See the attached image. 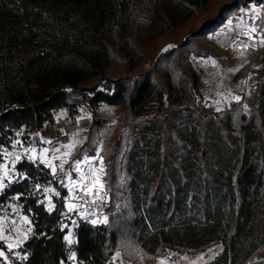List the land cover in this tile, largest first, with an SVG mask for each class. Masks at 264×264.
<instances>
[{
  "label": "trees",
  "instance_id": "trees-1",
  "mask_svg": "<svg viewBox=\"0 0 264 264\" xmlns=\"http://www.w3.org/2000/svg\"><path fill=\"white\" fill-rule=\"evenodd\" d=\"M145 1L0 0V162L21 127L38 132L60 111L74 118L80 109L92 116L75 156H94L95 135L106 125L94 108L121 110L119 131L102 150L106 222L79 221L69 248L62 195L51 212L41 202L55 179L45 165L22 159L15 170L28 179L12 182L0 200L16 196L31 232L20 257H0V264H66L70 249L77 264H105L125 241L148 254L218 244L206 264H264V258L252 261L264 247V65L251 108L233 114L234 105L202 114L197 78L178 59L161 78L152 70L102 78L111 45H127ZM208 2L164 0L162 6L179 26ZM221 14L197 33L216 29ZM147 104L155 105L154 116L132 127ZM0 251L9 254L3 243Z\"/></svg>",
  "mask_w": 264,
  "mask_h": 264
},
{
  "label": "rangeland",
  "instance_id": "rangeland-1",
  "mask_svg": "<svg viewBox=\"0 0 264 264\" xmlns=\"http://www.w3.org/2000/svg\"><path fill=\"white\" fill-rule=\"evenodd\" d=\"M163 3L164 0L145 1L137 18L138 25L136 27L130 25L128 28L127 45L122 48L118 40L111 45V60L102 78L117 79L149 70L161 78L167 65L170 62L176 63L178 59L182 70L193 73L197 78L202 114H219L232 105L235 108L230 111L231 114L237 108L249 110L253 97L258 91L261 69L264 65V30H257L249 23V18L256 10L257 1L239 5L240 0H209L204 7H197L195 14L179 26H173L174 24L169 21ZM220 11H222L220 17L222 23L216 29L205 32L204 35L198 34L203 22L217 17ZM184 41L187 44L181 48L180 53L177 52L178 56L174 55L170 60L163 59V55H168ZM154 113V104L145 105L143 112L130 122L132 127L139 128L150 121ZM94 115L95 118L104 120L106 124L95 135L97 138L93 142L94 156L85 153L80 158L75 156L86 140L92 116L90 111L80 109L79 114L74 118H68L64 111H60L54 123L44 124L38 132L21 127L12 141L11 148L3 151L0 162V176L3 175L6 167L13 177L11 181L4 180L5 187L0 189L1 196L12 182L21 179V175L15 170V164L22 159H28L31 149L36 150L38 157L44 149H47L48 158L52 159L69 151L65 145H74L66 158L63 171L57 167L55 176L46 163L39 159L35 161L49 169L55 183L48 187L54 188L59 193L57 196L43 192L41 202L48 209L47 196L52 197L53 206L57 197L62 195L64 200L66 222L63 227L67 229L65 240L69 248L74 244L73 232L79 221L86 220L92 223L95 220V224H101L106 222L108 216L103 209L107 195L103 183L105 164L102 150L119 131L121 110L116 106L100 105L94 108ZM46 141L51 142L46 143ZM57 148L60 152L55 151ZM25 149L29 152L26 153ZM17 155L21 157L19 161L15 160ZM77 160L81 161L83 183H81V172L74 169ZM52 163L59 165L61 161L52 159ZM120 164L121 162L119 168ZM61 180L63 183H60ZM84 191L92 192L98 201H101V212L98 215L94 216V208L81 201L80 194ZM70 204L74 205L71 211ZM30 232V219L22 212L16 196H8L0 200V243H3L9 251V254L3 252L6 261L10 262V257H20L18 249ZM66 237H70L72 243H69ZM9 245L13 247L9 248ZM218 250V244H211L199 251L169 247L166 248V253L148 254L139 250L132 242L125 241L117 246L113 256L105 264H206ZM262 255H264V247L252 258V261L261 259ZM66 264H77L72 249L69 251Z\"/></svg>",
  "mask_w": 264,
  "mask_h": 264
},
{
  "label": "snow or ice",
  "instance_id": "snow-or-ice-1",
  "mask_svg": "<svg viewBox=\"0 0 264 264\" xmlns=\"http://www.w3.org/2000/svg\"><path fill=\"white\" fill-rule=\"evenodd\" d=\"M236 99L238 100L239 97H237ZM50 142H51V141H46V143H50ZM73 146H74V145H72V144L65 145V147L68 148L69 151H66V152L62 153V156H55V157L52 158V159H55V160H60L61 163H60L59 165H55V164H53V163H52V159H49V158H48V155H47L48 150H47V149H44L43 152L40 153L39 157H38L37 154H36V150H35L34 148L31 149V150H30L31 154L28 155V159H29V160H32L33 162H35L37 159H39L41 162L46 163L47 166L51 169V173H52V175L55 176L56 171H57V167H59L60 171H63L64 163L67 162L66 158L70 155V150H71V148H72ZM55 151H56V152H60V149L57 148V149H55ZM25 152L27 153V152H29V150H28V149H25ZM20 159H21V157H20L19 155L15 156V160H16V161H19ZM101 162H102V161H101ZM80 165H81V161L77 160V161L75 162V164H74V169H75V171H77V172H81V167H80ZM101 171H103V169H101ZM12 178H13V177L10 176L8 169L5 167V170H4V172H3V175L0 176V189H3V188L5 187V184H4V180H5V179L11 181ZM20 178H21V179H28V177H25V176H21ZM68 178H69V180L71 181V177H70V175H69ZM83 180H84V176H83V173L81 172V183H83ZM97 182H98V180H97ZM60 183H63V181L61 180ZM73 184H75V182H73ZM39 188H40V186L37 185V189H38V190H39ZM89 191H91V189H89ZM43 192H44V193H53V194H55V195H57V196L59 195V193L56 192V190H55L54 188H49V187H45V188H43ZM46 199L48 200V211L51 212L52 209H53V207H54L53 204H52V197H51V196H47ZM73 207H74V205H71V204H70V205H69V210L71 211ZM92 223L95 224L96 221L93 220ZM66 239H68V242H69V243H72L70 237H66ZM8 247H9V248H12L13 245H9ZM3 256H4V253H3V252H0V257H3Z\"/></svg>",
  "mask_w": 264,
  "mask_h": 264
},
{
  "label": "built area",
  "instance_id": "built-area-1",
  "mask_svg": "<svg viewBox=\"0 0 264 264\" xmlns=\"http://www.w3.org/2000/svg\"><path fill=\"white\" fill-rule=\"evenodd\" d=\"M256 10L249 18L250 26L257 30H264V0H256ZM82 202L94 208V216L101 212V201H98L96 196L89 191H84L80 194Z\"/></svg>",
  "mask_w": 264,
  "mask_h": 264
},
{
  "label": "crops",
  "instance_id": "crops-1",
  "mask_svg": "<svg viewBox=\"0 0 264 264\" xmlns=\"http://www.w3.org/2000/svg\"><path fill=\"white\" fill-rule=\"evenodd\" d=\"M75 231V230H74ZM73 237L75 238V236H74V232H73ZM262 258H264V255H262Z\"/></svg>",
  "mask_w": 264,
  "mask_h": 264
}]
</instances>
